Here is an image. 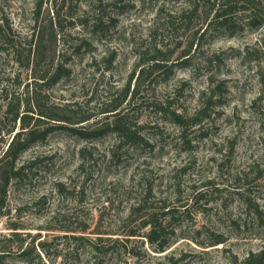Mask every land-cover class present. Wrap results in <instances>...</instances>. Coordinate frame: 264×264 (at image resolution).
I'll return each mask as SVG.
<instances>
[{"label":"rangeland","instance_id":"374dc122","mask_svg":"<svg viewBox=\"0 0 264 264\" xmlns=\"http://www.w3.org/2000/svg\"><path fill=\"white\" fill-rule=\"evenodd\" d=\"M251 1L264 18V0ZM187 2L0 0V151L23 130L18 121L11 132L8 100L20 98L23 112L33 96L27 84L36 90L34 57H28L34 32L42 31L47 41L43 69L54 59L71 70L47 92L48 105L63 107L53 114L73 121L94 114L85 126L112 123L101 111L122 94L141 52L164 48L177 63L143 83L135 104L130 96L124 103L140 137L135 144L118 148L113 131L83 140L59 128L28 145L18 160L28 167L12 181L0 218L6 264H254L246 260L264 249V25H246V13H239L230 29L209 31L198 41L195 33L206 21L202 9L190 26L179 18L175 27L162 25ZM51 22H57L55 41ZM7 39L15 42L16 54ZM189 48L188 59L177 61ZM112 51L117 57L107 70L102 58ZM212 83L221 87L207 117L188 124L183 138L157 104L169 100L171 110L192 117ZM58 183L65 185L63 193ZM146 194L151 208L166 201L176 209L162 252L144 236L150 227L128 218ZM15 224L22 229L13 237ZM131 230L138 235L130 236ZM89 240L102 252H93Z\"/></svg>","mask_w":264,"mask_h":264},{"label":"trees","instance_id":"16d2710c","mask_svg":"<svg viewBox=\"0 0 264 264\" xmlns=\"http://www.w3.org/2000/svg\"><path fill=\"white\" fill-rule=\"evenodd\" d=\"M187 1L188 8H185L183 11H181L178 16L171 15L167 21H164L162 25L175 27L177 19L179 18L183 24L188 23L187 26H190V22L192 21L193 17L199 15L200 9H202L205 13L206 21L205 28H200L195 33V36L199 35L197 40L204 37L209 31L214 32L221 29H230L239 13H246V25L251 27L264 25V18H260L259 11L251 0H204L203 4H200L196 0ZM163 10L164 6H161L158 9V13L161 14V11ZM35 21H37V17ZM101 23V16L94 20L95 26H98ZM56 25L57 22L54 24L51 22V30H49L51 31V40L53 41H55L54 26ZM7 40L8 41L6 43H8L13 48V52L16 54L18 49L16 50V46L14 44L15 42L10 39ZM46 43L47 41L44 38L42 31L39 33L34 32L32 34L30 48L28 49V57L29 61L31 56L34 57V77L36 90L30 92V84H27L26 91L29 94L32 93L33 96L27 99L25 104L26 109L21 112L20 109L24 103L20 98L14 97L9 99V95H6V98L9 100L7 102L5 115L7 117H11V121L13 123L11 132L18 121L21 122L23 130L21 132H17L13 136L6 150L0 151V218L5 215L7 210L8 190L12 181L19 179L28 167V165L25 163L18 165V160L29 144L36 141H44L52 131L59 128L65 129L74 134L79 139L83 140H95L108 131H113L118 137V148L130 143L135 144L139 141L140 137L137 135V131H135L131 125L129 113L123 111L124 103L130 96L129 104H135V100L140 91V86L143 83L148 80H157L162 75H167L170 71H172L174 64H177L172 62L171 57L173 55L171 53L166 54V52H164V48H158L156 46L154 50L149 49L141 52L139 55V61L134 70L131 72L122 94L120 93L117 96H112V98H110V102L106 104L101 111L102 113H106V116L113 117L112 123H106L105 126H96L98 125L97 122L93 125L85 126L84 123L93 121L95 119L94 114H86L80 116L76 121H73V118H70L67 115L59 116L57 114H53L52 109L63 110V107L60 108L55 105L49 106L47 103L49 100V95L47 94L49 89H52V87H54L64 77L69 76L71 70L65 66L63 61L55 62L54 59H52L50 66L43 69L41 65L43 60L47 58ZM190 49L191 48L183 51L180 54V57H178L176 60L178 61L184 58L185 60L188 59L186 56L189 55ZM149 53L151 55L147 56ZM116 57L117 54L112 51L105 54V56L102 58V61H107V65L105 66L107 70H110L113 62L116 60ZM15 59L21 63L20 59L16 55ZM27 65L30 66V62H28ZM39 68L42 69L40 70L41 72H39ZM133 80H135V84L133 90H131ZM220 87L221 85H215L212 83L208 90L202 93L208 97L205 99V102H202V105L192 117L186 118L183 114L178 113L176 110H171L172 102L169 100L158 103V111L162 115H170L169 119H171V121L176 123L181 128V135L184 138L187 133L188 124H197L201 122L203 118L207 117V111L210 108L212 103L211 101L214 99V97H216V90ZM46 122L48 126L40 128L42 123ZM86 151L87 148L83 147L80 149L79 153L84 156ZM112 153L114 157L116 155V151L113 150ZM57 187L61 193L64 192L65 185L63 183H58ZM148 197L149 195L146 194L143 197L136 199V202L131 207L128 218L131 219L136 217L142 219V226L150 227L149 231L144 236L150 241V243L158 252H162L170 243L167 228L175 218L176 209L169 206L166 201H164V203L158 208H151L148 204ZM165 221L166 223L164 224ZM12 229L14 230L12 232V236L14 237L21 233L19 232V229L22 228L15 224ZM129 235L136 236L138 234L137 231L131 230ZM89 241L93 252H102V245L100 243L93 240ZM116 242H118V240H116ZM28 252L29 251L25 248L21 253L26 255ZM5 255L7 254L0 253V264H6L4 260ZM246 261L254 262V264H261V262H264V249L258 254L252 255Z\"/></svg>","mask_w":264,"mask_h":264}]
</instances>
